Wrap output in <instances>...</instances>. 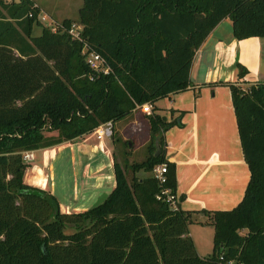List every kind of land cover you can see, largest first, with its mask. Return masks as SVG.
<instances>
[{"label":"trees","instance_id":"16d2710c","mask_svg":"<svg viewBox=\"0 0 264 264\" xmlns=\"http://www.w3.org/2000/svg\"><path fill=\"white\" fill-rule=\"evenodd\" d=\"M40 13L33 0H0V264H264V83H208L230 89L250 170L243 199L229 211L189 212L156 198L163 189L176 195L177 185L164 140L176 121L155 110L160 98L192 86L195 52L224 19L236 39L264 38V0H83V42L68 34L72 20L52 31ZM85 44L108 74L89 68ZM237 67L242 80L247 71ZM145 103L161 151L130 168L165 163L161 185L154 176L128 180L114 162L115 186L104 200L64 213L55 194L24 182V152L86 138ZM193 223L214 228L211 255H197Z\"/></svg>","mask_w":264,"mask_h":264},{"label":"crops","instance_id":"0c3cea01","mask_svg":"<svg viewBox=\"0 0 264 264\" xmlns=\"http://www.w3.org/2000/svg\"><path fill=\"white\" fill-rule=\"evenodd\" d=\"M61 16L58 18L70 19ZM238 64L247 71L242 80L238 76ZM190 76L192 86L161 100L164 113L160 114L167 116L166 112L173 111L176 121L175 125L165 130L164 140L166 159L175 167L176 196L178 199L183 196L178 201L179 208L189 212L203 209L229 211L243 199L249 185L250 170L240 144L230 89L225 85L209 86L208 83L244 81L246 84L241 85L248 86L264 83V38L236 39L232 33V21L227 24L224 19L196 50ZM139 112L133 111L131 116L137 117ZM90 137L92 134L81 142L71 144L79 151L75 152L73 148L68 151L71 162L74 161L71 166L75 161L77 165H88L86 170L90 184L87 190L75 184L72 170H69L70 160L66 162L69 154L64 157L55 148L35 150L34 161L25 170L24 182L55 194L64 213L85 211L106 194L103 192L114 189V169L109 156L101 142L87 145L85 141ZM82 197L83 201L86 197L88 200L95 198V202L83 207L80 203ZM198 217L201 220L204 218L202 213ZM200 231L207 234V242L214 235L211 225L191 224L189 236L196 250L203 247L199 241H203L204 246L207 243L199 237Z\"/></svg>","mask_w":264,"mask_h":264},{"label":"rangeland","instance_id":"374dc122","mask_svg":"<svg viewBox=\"0 0 264 264\" xmlns=\"http://www.w3.org/2000/svg\"><path fill=\"white\" fill-rule=\"evenodd\" d=\"M34 5H36L38 8H40L41 13L39 14V19L42 22L44 26H48L52 29V31L57 30V25H59L62 21V19L58 18L63 14L62 16L64 18L69 17L70 20H72L74 23L78 22V13L79 9L82 8L83 0H33ZM50 14L52 17H50ZM61 16V17H62ZM227 24H229L230 19H226ZM224 28L226 25H223ZM41 32L39 27H35L34 35H39ZM239 70V69H238ZM241 85V84H240ZM242 88L247 89L248 85H241ZM162 98H160L158 101L155 102V110L156 113H164V105L163 102H161ZM139 110V109H138ZM153 110L150 111V113L147 114H153ZM167 116L166 120L167 122L174 121V113L173 111L166 112ZM168 113H170V117L168 116ZM144 114L140 112L137 113V117L127 116L123 118L122 120L116 121L113 124L112 133L113 135L110 137H107L101 143L103 144V147L106 151V154H108V159H110L111 166L114 162L118 163L122 168H127V178L130 180L131 178H138L143 179L146 177H153V171H139V172H133L130 168V165L136 163L141 164L143 161H145L148 157L155 154L157 152L155 147V141L154 146L152 144L153 141H151V132L149 131V123L148 120L145 119ZM171 119V120H169ZM56 135V133H45L47 136ZM86 138L80 139L78 141H70V143H62L59 145H54L50 148H55L56 152L63 153L64 157L69 154L68 151L72 148L75 152L79 151V148L76 149L75 146H71V144H75L78 142L83 141ZM85 143L88 144H95L100 143V141L96 138L95 135L92 134V137H90ZM85 144V145H86ZM65 145V147H61ZM57 146H60V149H57ZM155 148V150H154ZM53 150V149H52ZM54 150V151H55ZM53 152V151H52ZM37 153V152H36ZM54 153V152H53ZM80 153V152H78ZM51 154V153H50ZM75 153H73L74 155ZM102 154V153H101ZM39 156V153L36 154V157ZM71 154H69V157L67 155V160H70ZM76 160V156L74 157ZM65 159V158H64ZM74 161L69 163V170H72L73 178L75 180V184H79L81 187H83L85 190L88 189L90 184V178L88 176L87 167L88 165L80 164L77 165L76 161L73 166L72 163ZM82 163V162H81ZM79 166V167H78ZM67 170V169H66ZM74 172V173H73ZM68 173V171H67ZM72 178V180H73ZM110 191H105L103 194L99 197L98 200L95 202V198H91L88 200V197H86L85 201H83L84 197L80 198V203L83 207H88L92 201H94V204H98L104 200V198L107 196V194ZM99 194H97L95 197H97ZM84 204V205H83ZM242 234L245 233V231H240ZM213 234L211 238V241L207 242L209 239L207 237V234L203 231L199 232V237L201 239L206 240L207 243L206 246H204L203 241H199L202 244V248L199 250H196V253L198 256H209L213 252L214 247V238ZM213 244V245H212Z\"/></svg>","mask_w":264,"mask_h":264},{"label":"built area","instance_id":"2783aa9c","mask_svg":"<svg viewBox=\"0 0 264 264\" xmlns=\"http://www.w3.org/2000/svg\"><path fill=\"white\" fill-rule=\"evenodd\" d=\"M71 26L67 29L68 34L73 40H77L79 42H83L82 31L83 26L78 23H71ZM82 55L84 57V61L88 64L89 68L95 73H100L102 75L108 74L110 72V67L107 62L95 51L91 50L87 44L84 45V49L82 51ZM142 113L147 114L152 110V105L150 103H145L141 106H138ZM113 124L112 122H106L103 125L97 127L92 133L96 136V138L101 142L107 137L113 135L112 133ZM35 153L34 151H27L23 153V160L26 163H30L34 161ZM153 176L158 181V183H163L165 180V175L168 172V167L165 163H161V165H157L153 167ZM158 200H164L167 203H170L173 209L178 208V198L175 194H172L169 189H163L159 195L156 196ZM225 264H234L233 261L226 262Z\"/></svg>","mask_w":264,"mask_h":264},{"label":"water","instance_id":"95a60500","mask_svg":"<svg viewBox=\"0 0 264 264\" xmlns=\"http://www.w3.org/2000/svg\"><path fill=\"white\" fill-rule=\"evenodd\" d=\"M155 147H156V150H157V152L155 153V157H157L160 154V151H161V149L159 148V144H158V138H156Z\"/></svg>","mask_w":264,"mask_h":264}]
</instances>
